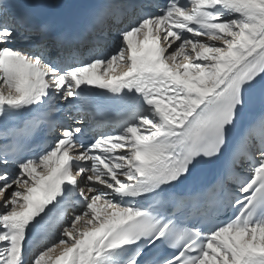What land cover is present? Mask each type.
Here are the masks:
<instances>
[{
  "label": "snow or ice",
  "instance_id": "1",
  "mask_svg": "<svg viewBox=\"0 0 264 264\" xmlns=\"http://www.w3.org/2000/svg\"><path fill=\"white\" fill-rule=\"evenodd\" d=\"M0 264H264V0H0Z\"/></svg>",
  "mask_w": 264,
  "mask_h": 264
},
{
  "label": "bare ground",
  "instance_id": "2",
  "mask_svg": "<svg viewBox=\"0 0 264 264\" xmlns=\"http://www.w3.org/2000/svg\"><path fill=\"white\" fill-rule=\"evenodd\" d=\"M122 67V66H121ZM90 120H88V122H89Z\"/></svg>",
  "mask_w": 264,
  "mask_h": 264
}]
</instances>
